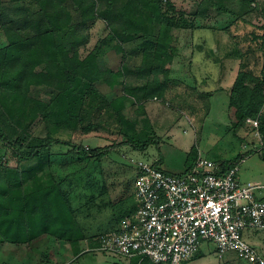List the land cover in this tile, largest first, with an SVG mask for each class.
Listing matches in <instances>:
<instances>
[{"label": "trees", "instance_id": "1", "mask_svg": "<svg viewBox=\"0 0 264 264\" xmlns=\"http://www.w3.org/2000/svg\"><path fill=\"white\" fill-rule=\"evenodd\" d=\"M238 1L251 7L252 0ZM226 12L235 13L233 0H200L191 10L174 0H0V144L9 152L0 165L2 242L31 244L44 234L63 239L73 235L68 230L78 214L97 216L108 208L118 223L135 211L125 193L109 197L116 188L108 187L105 168L115 143L86 148L72 136L114 126L122 138L116 145L144 150L159 142L148 119L139 120L144 114L134 116L132 109L172 91L181 56L185 66L193 63L195 31L225 34L229 27L219 29L213 18ZM100 29L103 37L92 44ZM225 46L224 55L240 64L231 120L239 126L258 118L263 151L264 68L262 75L248 68L238 42ZM243 158L220 163L222 170ZM104 234L95 235L99 245Z\"/></svg>", "mask_w": 264, "mask_h": 264}, {"label": "rangeland", "instance_id": "2", "mask_svg": "<svg viewBox=\"0 0 264 264\" xmlns=\"http://www.w3.org/2000/svg\"><path fill=\"white\" fill-rule=\"evenodd\" d=\"M174 1L178 8L191 10L200 0ZM233 2L235 13L226 12L222 16L213 18L214 24L219 29L228 26L229 30L225 34L219 33L218 36L211 29H201V31L195 32L196 47L193 63H187L185 66L182 55L174 74L175 79L169 83L172 91L167 89L165 93L156 94V98L153 96L145 102L150 107V111L153 112V117L150 115L146 127L150 135H156L160 138L159 142L151 141L148 148L144 150L137 149L127 143L120 146L116 145L122 138L114 126L109 127L108 131L92 132L86 136L79 134L72 136L73 141L82 142L86 148L115 143L106 160L107 167L103 164L106 167L105 171L111 175L105 179L108 187L113 185L111 188H116V192L111 194L110 198L120 197V193H125L126 196L130 197L132 205L135 204L133 196L139 162L152 164L157 162V165L166 171L182 173L187 170L189 165H193L200 153L203 157L219 164L235 160L239 155H243L244 158L241 161L239 171L240 179L244 182L256 181L264 185V150L260 151L261 140L255 134L256 129L247 121L235 126L231 120L228 92L216 90L220 87L218 76L221 69L218 68H221L220 65L222 64L221 62L216 64L214 62V59L220 58V56L214 57L215 48H218V52H222L226 47V42L235 41L239 43V47L244 53V64L255 73H259L264 68V48H262L264 40L260 38L263 27L261 28L258 22V13L251 7H242L238 0H233ZM198 23L201 22L198 21ZM219 29L218 31H220ZM103 35L102 29L98 30L97 33L95 32L92 44H95ZM216 38L219 43L215 42ZM200 47H205V49L202 51ZM111 54L114 55V53ZM221 59L228 66L230 64H235V68L240 66L239 61L235 58L221 57ZM68 61L70 62L69 59ZM208 90L211 94L202 97L200 92ZM184 97L186 102L190 101L191 106L182 103L181 100ZM142 111L140 109L139 112L142 114ZM139 118L142 120L141 116ZM62 137L68 138L67 135H62ZM254 149H258V151H254ZM6 151V148L0 144V165L8 163L9 152L6 153ZM15 162V160H10L9 163L15 164ZM259 196L264 197V189L261 190ZM98 202L100 203V201ZM108 226L106 220L99 221L97 219L87 229V235H94V237L90 239L89 244L86 242L82 245L81 251L77 255H73L71 250L55 259L51 254L41 252L43 248L41 251H36V246L42 241H36L38 243L34 245L29 244L28 252L34 255V259L40 260L42 264H139L140 257L130 259L98 248L99 237H95V235L103 234L102 231L108 229ZM243 238L264 255V229L247 228L243 231ZM92 242L93 244L90 245ZM7 246L5 242L0 240V263L7 261L9 264H20L19 260L13 259V255L7 251ZM14 249L17 248L14 247ZM56 250L60 251L57 247V249L52 250L53 253ZM61 252H64V249ZM141 264L155 263L147 259ZM188 264L249 263L239 257L235 251L220 257L214 243L203 242L196 258Z\"/></svg>", "mask_w": 264, "mask_h": 264}, {"label": "built area", "instance_id": "3", "mask_svg": "<svg viewBox=\"0 0 264 264\" xmlns=\"http://www.w3.org/2000/svg\"><path fill=\"white\" fill-rule=\"evenodd\" d=\"M263 1L251 2L261 26ZM247 122L262 147L260 120ZM241 161L223 171L200 153L182 173L139 162L135 211L102 235L98 248L155 264H185L196 258L203 242H212L220 257L235 251L249 264H264V255L243 238L247 228L264 229V199L259 196L264 185L240 179Z\"/></svg>", "mask_w": 264, "mask_h": 264}, {"label": "crops", "instance_id": "4", "mask_svg": "<svg viewBox=\"0 0 264 264\" xmlns=\"http://www.w3.org/2000/svg\"><path fill=\"white\" fill-rule=\"evenodd\" d=\"M233 6H234V2H233ZM199 31H201V30H196L195 32L197 33ZM215 42L219 43V40H217V38H216ZM200 48L202 51L205 49V47L204 48L200 47ZM217 50H218V48H215L216 53L214 54V57L220 56V58L218 60L214 59V62H215V64L218 62H221L222 65H220L221 68H218L219 70L221 69L219 72V76H218L219 80H220V83H219L220 87L217 88L216 90H225L226 92H228V94L230 96L231 88H232V85H233V83L237 77L240 66L235 68V66H234L235 64L234 65L230 64L229 66H228V64H224L221 57L222 58L226 57L225 55H223V54H225L224 53L225 50H223V51L221 50L222 52L219 51L220 53ZM208 58H210V57L208 56ZM261 73H262V71L260 70V72L256 73V74L259 75ZM205 92L210 93V90L204 91V93ZM154 98H156V96ZM144 105L134 107L132 109V114L134 116H137V113L141 114V112H139V111L142 108V110H143L142 114H144V115H141L142 119H143V116L147 119L150 118L153 115V112L150 111V107H148L146 104H144ZM154 117H156V116H154ZM56 165L59 166V164H56ZM97 219H99V221L106 220L107 225H109L108 229H104L102 231L105 233L113 231L115 229V227H117V225L119 224V222L117 223L116 220H114L110 217V213H109L108 208L106 210L100 212L99 215H97V216H96V214H95V216L94 215L85 216L84 213H81L80 216L78 214V216L74 217V221L71 224L70 230H68L69 234L72 233L73 235H71V236L68 235L67 237H65L63 239H58L57 237H50V236L44 234V235L40 236L38 239H35L33 242H31V244L34 245L35 243H38L36 241H42V242H39V245H38L39 247L36 246V251H41V248H43V251H41V252H43V253L45 252L46 254H51V256H54L55 259H58V257L63 256V254H67L68 251H71V250L73 252V255H75L76 254L75 250H79V249L81 250L82 245L86 242L89 244L90 239L87 237V235L85 236V234L88 232L87 229L92 224H94ZM80 229H82V231ZM79 232H81L80 235H78ZM72 238H74L75 240ZM71 239L74 241H72ZM5 244L8 245L7 251L10 252L11 255H13L12 256L13 259L19 260L20 264H42V263H40V260L38 261L37 259H34V255L29 254V252H28V248H29L28 245L29 244H21V245L12 244V243H5ZM14 247H16L17 249L15 250ZM57 247H58V250H60V251L56 250L53 253L52 250L57 249ZM62 249H64V252H61ZM50 252H52V253H50ZM188 263H185V264H188ZM0 264H9V262L4 261V262H1Z\"/></svg>", "mask_w": 264, "mask_h": 264}]
</instances>
